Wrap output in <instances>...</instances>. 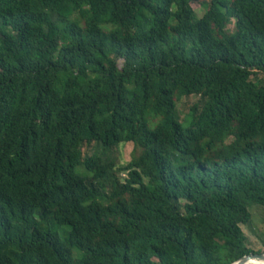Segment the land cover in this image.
<instances>
[{
    "label": "trees",
    "instance_id": "trees-1",
    "mask_svg": "<svg viewBox=\"0 0 264 264\" xmlns=\"http://www.w3.org/2000/svg\"><path fill=\"white\" fill-rule=\"evenodd\" d=\"M196 1L0 0V264L257 254L264 0Z\"/></svg>",
    "mask_w": 264,
    "mask_h": 264
},
{
    "label": "rangeland",
    "instance_id": "rangeland-1",
    "mask_svg": "<svg viewBox=\"0 0 264 264\" xmlns=\"http://www.w3.org/2000/svg\"><path fill=\"white\" fill-rule=\"evenodd\" d=\"M209 2L210 0H198L191 4V8L198 18L204 14ZM118 65L121 66V62H118ZM196 101V97L183 98L178 103L177 110L184 114ZM99 151L100 150L97 149L96 153H99ZM131 151L132 146L130 144L119 145L117 148L116 166H125L130 160ZM120 177H123V175H120ZM248 210L251 214V220L247 226H242L241 229L247 238L248 248L260 254L264 252V216L261 208L255 205L250 206Z\"/></svg>",
    "mask_w": 264,
    "mask_h": 264
},
{
    "label": "water",
    "instance_id": "water-1",
    "mask_svg": "<svg viewBox=\"0 0 264 264\" xmlns=\"http://www.w3.org/2000/svg\"><path fill=\"white\" fill-rule=\"evenodd\" d=\"M251 259H258V260L264 262V252L260 253V254L251 253V254H249L247 256H244V257L238 259L237 261H235V262H233L231 264H246Z\"/></svg>",
    "mask_w": 264,
    "mask_h": 264
},
{
    "label": "bare ground",
    "instance_id": "bare-ground-1",
    "mask_svg": "<svg viewBox=\"0 0 264 264\" xmlns=\"http://www.w3.org/2000/svg\"><path fill=\"white\" fill-rule=\"evenodd\" d=\"M246 264H264V262L258 259H251Z\"/></svg>",
    "mask_w": 264,
    "mask_h": 264
}]
</instances>
